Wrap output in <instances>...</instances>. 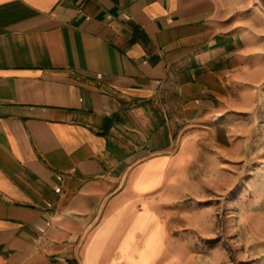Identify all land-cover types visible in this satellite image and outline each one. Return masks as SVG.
<instances>
[{
    "label": "crops",
    "instance_id": "crops-1",
    "mask_svg": "<svg viewBox=\"0 0 264 264\" xmlns=\"http://www.w3.org/2000/svg\"><path fill=\"white\" fill-rule=\"evenodd\" d=\"M263 108L264 0H0V264H198L191 171Z\"/></svg>",
    "mask_w": 264,
    "mask_h": 264
},
{
    "label": "rangeland",
    "instance_id": "rangeland-1",
    "mask_svg": "<svg viewBox=\"0 0 264 264\" xmlns=\"http://www.w3.org/2000/svg\"><path fill=\"white\" fill-rule=\"evenodd\" d=\"M254 125L248 116V137L231 139L244 151L221 159L211 182L202 180L208 171H191L199 184L183 193L181 224L198 264H264V115L255 132Z\"/></svg>",
    "mask_w": 264,
    "mask_h": 264
}]
</instances>
